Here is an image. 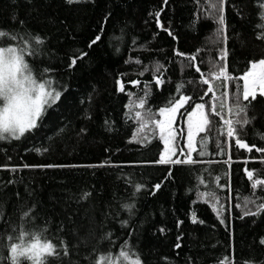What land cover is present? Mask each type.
I'll list each match as a JSON object with an SVG mask.
<instances>
[{
	"label": "trees",
	"instance_id": "1",
	"mask_svg": "<svg viewBox=\"0 0 264 264\" xmlns=\"http://www.w3.org/2000/svg\"><path fill=\"white\" fill-rule=\"evenodd\" d=\"M213 2L84 0L67 4L65 0H0V47H16L18 52L23 48L28 59L27 53L33 45L31 40L22 43L21 38L26 33L47 37V46L31 57L36 62L33 75L36 69L47 67L54 70L61 86H67L54 105L55 110L48 109L43 117L47 127L38 126L21 141H0V181L5 182L0 185L2 264H12L10 248L12 243H19L17 229L31 217H38L36 224L51 218L50 233L56 232L62 222L64 230L58 235L69 249L64 264L69 261L90 264L96 259L93 250L109 258L102 264H125L118 252L126 241L131 249L130 260H135L133 253H138L142 264H264V244L260 242L264 238V211L238 218L245 198L255 200L254 204H248L253 212L257 211V205L264 203V190L261 186L251 189L244 171L245 167L259 170V177L264 178V164L260 162L264 153H257L253 148L249 154L247 149H238L235 144L239 138L250 147L254 144L264 148V139H261L264 97L257 95L252 101L246 114L250 123L243 128L236 126L228 147L223 119L226 116L236 119L235 109L227 115L228 108L233 107L231 95L235 87L228 82L224 88L220 81L211 78L217 96L222 91L228 92L227 97H222L226 107L220 109L217 101L223 119L210 116V130L201 134L209 138V154L197 160V137V152L191 157L197 161L194 164L149 163L156 161L163 150V142L153 138L151 124L142 133L151 140L147 147L129 143L137 127L132 119L135 112L143 115L149 105L153 112L167 106L170 97H179V83L184 85L181 93L191 95L194 100L204 95L207 85L199 83L202 77L194 66H189L187 57L196 54L195 64L207 77L211 62L217 59L219 49L225 47L218 40L217 25L211 18H205L208 5ZM262 10L264 0H225L227 64L233 76L242 75L250 67L249 62L264 59V28L257 27L261 24L258 14ZM158 22L168 31L162 30ZM98 34L101 39L89 48V42ZM177 51L186 57L175 55ZM81 53L87 55L69 67L71 58ZM161 65V72L156 75L162 74L164 83L158 86L153 73ZM49 78L45 74V79ZM136 80L141 83L135 86L130 83ZM121 81L125 92L119 91ZM145 83L149 84L151 95L145 109H140L138 102ZM178 125L179 149L186 144V126L182 121ZM60 129L64 131L59 132ZM81 129L86 131L82 133ZM218 142L227 154H219ZM33 148H40L42 152L48 148V151L40 155ZM186 156L187 151L179 158ZM13 167L17 168L14 174L10 171ZM203 169H208L212 177L220 176V185L230 180L231 193L217 189L220 203L224 205V224L210 201L194 203L197 199L194 189L207 191L215 187L208 172L200 171ZM9 180L13 184H7ZM197 180H202L203 185L198 186ZM158 183L161 187L156 191L153 186ZM134 184L144 187L133 197ZM85 194L87 198L82 199ZM132 202L135 208L129 215L122 205ZM193 211L197 223L191 222ZM124 220L129 222L127 227L121 226ZM4 222H7V231ZM107 233L112 234L115 246L103 238ZM53 243L58 245V241ZM177 243L180 248L176 247ZM18 260L21 264H30L24 258L18 257ZM48 264H52L51 258Z\"/></svg>",
	"mask_w": 264,
	"mask_h": 264
},
{
	"label": "snow or ice",
	"instance_id": "2",
	"mask_svg": "<svg viewBox=\"0 0 264 264\" xmlns=\"http://www.w3.org/2000/svg\"><path fill=\"white\" fill-rule=\"evenodd\" d=\"M31 2V0H29ZM84 0H65L67 4L80 3ZM94 2V0H93ZM164 3L167 4V0H164ZM224 3L225 0H215V2L208 5L209 11L206 13L205 18H211L214 23L217 25V35L218 40L225 44V47L219 49L217 59L211 62V68L205 77V73L201 71L199 65H196L197 55L193 54L188 56L189 66L195 67V71L200 73L202 79L199 83L207 85V88L204 92V95L194 100L191 95H184L181 93V89L184 87L183 83L177 85V93H180L179 97L176 96L170 97L166 101L167 106L158 107L156 112L152 111V106L149 105L145 109L146 100L150 97L151 91L148 83L144 84L142 95L139 98L138 107L140 109H145L143 115L140 111L135 112V116L132 117L137 122V127L135 129V134L129 139V143H137L141 146L147 147L151 140L147 136L142 135L144 130L148 127L149 124L152 125L153 138L158 139L163 142V150L159 155L158 159L154 162L161 165H191L196 163L192 157L193 152H197V137H199V151L197 152V160L209 154L208 144L209 138L207 135H201L209 131V125L211 123L210 116L221 117V111L217 109V101H219V108L223 109L226 107L222 97H227L228 92L222 91L220 96L215 94L214 88L210 83V79L214 77L216 81L221 82V86L224 88L228 87L227 82H232V85L235 87V91L231 95L233 102V107L228 108V113H233L235 109L236 119H223V123L227 126L226 131V143L230 147L229 139L234 136L236 133V126L243 128L244 126L250 123V120L247 117V112L252 106V101H255L257 94L264 97V59L259 60L258 62H249L250 67L245 69L244 73L240 76H233L228 72L227 58L229 51L226 47L227 42V25L224 15ZM110 15V14H109ZM160 12L156 13V16L159 17ZM261 19V24L258 25V28H264V10L259 14ZM107 17H105V22ZM20 24L23 25L24 21H20ZM159 24V22H158ZM159 27L168 31L164 28L163 24H159ZM15 32V30H12ZM103 32V27L101 28ZM2 34V33H0ZM169 35H172L169 32ZM101 39V36L98 34L93 40L88 44V47L91 48L92 45L96 44ZM28 40L32 42V49L28 51V59L25 58L24 49L18 52L16 47H0V141H5L11 143L12 141H21L22 138L26 137V133H31L33 130L39 127H47L44 123L43 117L47 115L48 109L55 110L54 105L57 101L60 100L62 91H67V86H61L59 80L54 77V70H50L47 67L36 69V75H33L35 61L31 60V57L36 55L37 50L41 47L47 46V37H41L39 34L26 33L24 37L21 38L22 43H26ZM135 41H133V44ZM199 53V50H197ZM87 53H81L79 56L71 58V63L69 67H72L76 64L77 59H83ZM175 55L179 57H186L185 53L176 52ZM140 63L139 60L136 61ZM223 62V63H220ZM163 66H156L153 76L154 83L158 86L164 83L162 79V74L157 76L156 73L161 72ZM9 69L8 71H3V69ZM147 71V68L145 69ZM45 74H48L51 78L45 79ZM143 75V73H141ZM43 81V82H41ZM242 81V83H240ZM132 85H139L141 81H131ZM191 83V81L189 82ZM119 91L125 92V84L121 81L119 82ZM209 94H211L209 96ZM129 96L132 95L131 92L128 93ZM207 97V101H205ZM251 98V100L249 99ZM243 101H247V104H243ZM185 105H189V108H185ZM207 108V111H206ZM181 109H185L181 112ZM241 114H244L243 116ZM179 115L180 121L186 125V143H187V156L184 159L176 158L177 155V146L175 141L177 139V129L174 127L177 122V116ZM90 118V117H88ZM125 119L128 120L129 116L126 115ZM39 121V125H38ZM107 123V121H106ZM64 129H60L59 132H63ZM86 129H81L83 133ZM183 132V129H181ZM59 132L57 134H59ZM180 139H185V136L182 134ZM261 139H264V136H261ZM235 144L238 149H247V152L250 154L255 148L257 153H264V148L256 147L254 144L250 147L248 143L240 140L239 138L235 139ZM217 148H220L219 142L217 143ZM33 151H36L38 154L43 155L44 152L48 151V148H44L43 152L40 148H33ZM180 155L184 156L185 149L181 147L179 149ZM219 154H227L226 151L220 148ZM231 159V156L228 155V160ZM247 160L245 164H247ZM260 162L264 164V157L260 158ZM227 163V161H225ZM100 166H105L101 164ZM23 167H62L56 165H42V166H29L24 165ZM11 173L14 174L17 171L16 167H13ZM201 172H208L211 181L214 183L215 187L208 189L207 191H200L199 187L194 189L196 194V202H211L210 206L213 211L220 218L222 224L225 223L223 219L222 209L224 205L220 203L221 197L217 194V189L223 191L227 189L231 193L230 180L226 179L224 185H220L219 181L220 176L212 177L211 172L208 169L200 170ZM247 175L248 181H250V188L256 189L257 186H261V190H264V178L259 177V170H248L246 167L244 169ZM254 171L257 172V178L254 179ZM169 176H171V171H169ZM13 180H9L6 183L11 185ZM5 182L0 181V185H3ZM131 183V181H129ZM202 180H197V185H203ZM144 186L141 184H134L133 188V197L137 192H139ZM156 191L161 187V184H156L153 186ZM17 196L19 192L17 191ZM31 194V193H29ZM155 194V192H153ZM88 194H85L82 199H86ZM230 199V196H229ZM255 200L251 198H245L244 206L241 209V215L239 219H243L245 216H256L261 211H264V203L257 205V211L253 212L248 208V204H254ZM219 205V207H217ZM237 208H240V204L236 205ZM122 208L129 213L133 214V209L135 208V203H125L122 205ZM25 216H28V213H24ZM38 217H31L27 221L23 222V226L20 229H17L19 243L11 244V261L12 264H21L18 260V257L24 258L30 262V264H48V258L52 259V264H64V259L69 256V249L64 242L63 238L58 235V233L63 232V224L57 227L56 232L50 233L51 227V218H45L42 224H36V219ZM191 222L197 223V217L195 211L192 212ZM5 223V231H7L8 225ZM122 227H127L129 222L127 220L121 221ZM182 223V221L180 222ZM203 223V221H199ZM229 227V225H226ZM161 232L164 230L161 229ZM131 235V232L129 233ZM27 237V243L25 238ZM112 234L107 233L103 237L105 240H108L112 246H115V242L112 240ZM11 238V237H8ZM4 239L3 234H0V244H2ZM179 240V237H178ZM53 241H58V245L54 244ZM261 244H264V238H261ZM177 248H180L181 245L177 243ZM19 249V251H18ZM129 248L127 241L120 246L118 252V257L122 258L125 264H142L139 260L138 253H133L137 258L135 260H130ZM92 255L96 257L90 261V264H102L105 260L109 259L105 255L99 254L98 250H93ZM0 264H2V258H0ZM70 264V261H69Z\"/></svg>",
	"mask_w": 264,
	"mask_h": 264
},
{
	"label": "rangeland",
	"instance_id": "3",
	"mask_svg": "<svg viewBox=\"0 0 264 264\" xmlns=\"http://www.w3.org/2000/svg\"><path fill=\"white\" fill-rule=\"evenodd\" d=\"M257 95H259V94H257ZM187 105H185V107H186ZM181 111H182V109H181ZM207 111V110H206ZM227 115H229L230 116V114L227 112ZM227 117L228 116H226L225 117V119H227ZM181 121H180V119H179V115L177 116V122H176V125H174V127L178 130L179 128H180V125H178V123H180ZM186 126V125H185ZM185 131H186V127H185ZM230 140V139H229ZM175 144H176V146H177V139H176V141H175ZM178 147V146H177ZM180 149V148H179ZM179 149L177 148V157L179 158V157H181V155H180V152H179ZM184 149H185V151H187V143L185 144V147H184ZM193 154V153H192Z\"/></svg>",
	"mask_w": 264,
	"mask_h": 264
},
{
	"label": "clouds",
	"instance_id": "4",
	"mask_svg": "<svg viewBox=\"0 0 264 264\" xmlns=\"http://www.w3.org/2000/svg\"><path fill=\"white\" fill-rule=\"evenodd\" d=\"M9 69H7V68H5V69H3V71H8Z\"/></svg>",
	"mask_w": 264,
	"mask_h": 264
},
{
	"label": "built area",
	"instance_id": "5",
	"mask_svg": "<svg viewBox=\"0 0 264 264\" xmlns=\"http://www.w3.org/2000/svg\"><path fill=\"white\" fill-rule=\"evenodd\" d=\"M228 83V82H227Z\"/></svg>",
	"mask_w": 264,
	"mask_h": 264
}]
</instances>
